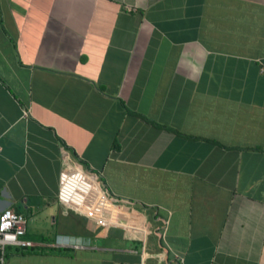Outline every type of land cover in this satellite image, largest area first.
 I'll use <instances>...</instances> for the list:
<instances>
[{
  "label": "crops",
  "instance_id": "obj_1",
  "mask_svg": "<svg viewBox=\"0 0 264 264\" xmlns=\"http://www.w3.org/2000/svg\"><path fill=\"white\" fill-rule=\"evenodd\" d=\"M9 207L5 264H264V0H0Z\"/></svg>",
  "mask_w": 264,
  "mask_h": 264
},
{
  "label": "built area",
  "instance_id": "obj_2",
  "mask_svg": "<svg viewBox=\"0 0 264 264\" xmlns=\"http://www.w3.org/2000/svg\"><path fill=\"white\" fill-rule=\"evenodd\" d=\"M91 176V173L87 170H73L70 168L68 171L63 172L59 198L65 204L81 207L82 210L85 209L86 214L92 219H96L100 223L105 222L106 220L102 217V214H97L95 209L88 207L101 193L99 183L94 182ZM27 232V218L23 213L10 207L5 208L0 213V264L6 262L8 247L34 245L31 240L25 238ZM177 260L180 264H183L182 258H177Z\"/></svg>",
  "mask_w": 264,
  "mask_h": 264
},
{
  "label": "trees",
  "instance_id": "obj_3",
  "mask_svg": "<svg viewBox=\"0 0 264 264\" xmlns=\"http://www.w3.org/2000/svg\"><path fill=\"white\" fill-rule=\"evenodd\" d=\"M213 143H219V142L214 141ZM144 209L146 210V207H144ZM45 239H47V238H45ZM27 249L30 250V251L32 250V249H29V248H27ZM66 250H67V248H60V249H58V251L61 252V253L65 252ZM18 251L24 252V250L21 249V248H19V247H18Z\"/></svg>",
  "mask_w": 264,
  "mask_h": 264
}]
</instances>
